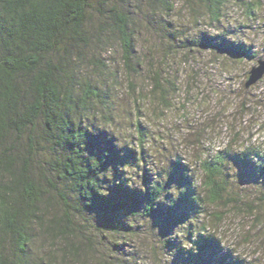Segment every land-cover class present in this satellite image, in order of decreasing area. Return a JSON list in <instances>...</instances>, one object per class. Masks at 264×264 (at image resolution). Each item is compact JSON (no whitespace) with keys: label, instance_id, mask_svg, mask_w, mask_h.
I'll list each match as a JSON object with an SVG mask.
<instances>
[{"label":"trees","instance_id":"16d2710c","mask_svg":"<svg viewBox=\"0 0 264 264\" xmlns=\"http://www.w3.org/2000/svg\"><path fill=\"white\" fill-rule=\"evenodd\" d=\"M181 2L189 24L204 20L215 29L231 3L240 5ZM174 12L172 0H0V264H118L98 255L106 235L97 231L134 236L132 217L158 221L165 246L175 247L185 264H251L204 233V218L223 199L237 206L241 197L230 192L233 178L264 190V149L228 147L200 159L197 185L191 165L176 154L152 177L147 127L137 119L136 137L128 140L115 126L110 84L117 70L103 58L110 46L118 48L119 66L130 78L144 74L137 54L142 32L185 51L251 55L219 31L184 36V24L170 18ZM167 54L175 56L164 52V59ZM167 75L150 65L145 77L149 94L165 106L175 94ZM130 85L139 114L143 94ZM259 210L244 212L256 218ZM224 220L219 209L209 221Z\"/></svg>","mask_w":264,"mask_h":264},{"label":"rangeland","instance_id":"374dc122","mask_svg":"<svg viewBox=\"0 0 264 264\" xmlns=\"http://www.w3.org/2000/svg\"><path fill=\"white\" fill-rule=\"evenodd\" d=\"M172 1L176 12L170 18L176 25L184 24L181 27L184 36L193 37L203 32L213 35L223 33L228 40L243 43L251 55L240 59L209 50L185 51L176 42L170 45L167 40L159 41L155 34L142 32L137 43V54L140 61L145 63L142 77L130 78L124 74L119 66L116 46H110L112 49L103 58L113 71L117 70V78L110 84V90L116 96L112 108L118 116L115 126L121 133L120 138L131 140L129 137H136L132 123L138 119L149 131L152 177L161 167H166L167 158H173L176 154L191 165L196 184L199 185L203 178L198 163L200 159L213 157L228 147L232 151L248 146L264 149V76L255 84L245 87L248 71L259 58H264V0H239L240 5L231 3L222 25H219L221 31L215 29L217 26L210 28L204 20L192 26L188 22L191 17L186 14V9L180 10L181 0ZM241 1H245V4ZM147 47L151 48L149 55ZM164 52L175 53V56L167 54L169 58L164 59ZM150 65L162 69L163 74H169L171 81L175 82V94L171 92L167 98L168 106L153 99L148 92L151 87L147 81L149 79L145 77ZM164 77L169 78L168 75ZM130 83L134 84L136 93L143 94L139 114L131 103L136 94L129 87L132 86ZM167 85L164 82L168 89ZM133 177L141 181L139 176L134 174ZM232 180L230 192L241 197L237 206L226 203L224 199L225 204H219L218 208L210 205L209 211L212 212L206 218L201 217L208 221L204 233L214 235L221 241L222 247L231 250L245 263L264 264V200H259L264 190L259 191L237 178ZM251 206L260 209L256 218L244 212ZM219 209L225 213V220L218 225L209 220L212 213ZM131 222L138 225L134 236L121 238L97 231L101 237L106 235L103 238L105 246L98 247V255L109 263L115 260L118 264H185L175 247L165 246L158 221L132 217ZM170 237L182 242V237L174 233ZM110 241L117 242L119 247H111ZM186 243L183 241L182 245L189 247ZM94 257L97 259L96 255ZM89 263L98 262L94 259V262H86Z\"/></svg>","mask_w":264,"mask_h":264},{"label":"water","instance_id":"95a60500","mask_svg":"<svg viewBox=\"0 0 264 264\" xmlns=\"http://www.w3.org/2000/svg\"><path fill=\"white\" fill-rule=\"evenodd\" d=\"M264 76V58H259L255 65H253L247 74L245 87L255 84Z\"/></svg>","mask_w":264,"mask_h":264}]
</instances>
